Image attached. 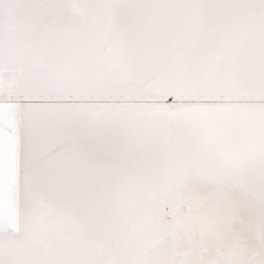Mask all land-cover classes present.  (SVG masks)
<instances>
[{"label":"snow or ice","instance_id":"6c2138e0","mask_svg":"<svg viewBox=\"0 0 264 264\" xmlns=\"http://www.w3.org/2000/svg\"><path fill=\"white\" fill-rule=\"evenodd\" d=\"M0 264H264V0H0Z\"/></svg>","mask_w":264,"mask_h":264}]
</instances>
